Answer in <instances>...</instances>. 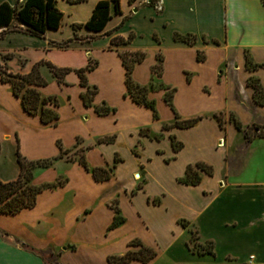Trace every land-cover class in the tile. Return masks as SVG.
<instances>
[{"label": "crops", "instance_id": "obj_1", "mask_svg": "<svg viewBox=\"0 0 264 264\" xmlns=\"http://www.w3.org/2000/svg\"><path fill=\"white\" fill-rule=\"evenodd\" d=\"M97 1L55 0L59 26L41 35L17 30L24 25L16 18L0 26V62L9 71L27 73L40 60L71 68L59 82L39 66L46 83L37 89L58 99L47 103L58 114L47 123L0 77V179L17 177L18 148L27 159L53 158L33 168V184L61 180L40 190L32 206L0 211V264H48L41 251L57 264H110L108 255L138 248L129 245L135 238L156 254L129 264H264V137L247 141L229 119L264 124V104L247 82L258 78L264 92V0H119L121 12L101 30L75 29ZM75 36L66 47L56 44ZM124 50L145 51L131 77L147 87L156 116L127 93ZM157 52L159 75L152 70ZM245 52L258 65L247 68ZM89 60L96 64L83 85L76 69ZM87 85L95 87L89 105L81 96ZM101 104L114 109L99 113ZM214 112H222L223 127ZM176 114L201 118L183 127L174 124ZM172 137L182 143L177 150ZM59 144L68 149L63 156ZM81 155L89 167L112 166L111 176L96 179ZM198 161L212 173L198 169V183L181 181ZM115 208L123 221L109 227ZM192 233L213 252L193 250Z\"/></svg>", "mask_w": 264, "mask_h": 264}, {"label": "trees", "instance_id": "obj_2", "mask_svg": "<svg viewBox=\"0 0 264 264\" xmlns=\"http://www.w3.org/2000/svg\"><path fill=\"white\" fill-rule=\"evenodd\" d=\"M133 2L134 0H128ZM111 5L113 6V11H111ZM121 12L119 6V0H98L92 10L90 17L81 23H75L73 26L75 29L79 27H84L91 31L101 30L112 13ZM62 17V12L58 9L55 4V0H18L14 4H10L8 1H0V26L9 24L14 18H16L19 23L23 26H15L17 30H21L34 35H41L45 32L47 28H57ZM182 38L192 43L194 40L193 35L185 34ZM78 39L77 36L70 37L62 42H56L58 46L66 47L71 41ZM129 38L124 39L123 37H113L111 43H127ZM122 58V63L125 66V83L127 87V93L138 103L145 104L146 106L153 109L154 116L157 115L155 109V102L153 99H149L146 95L147 87L145 85H140L133 81L131 77V71L135 63L141 61L145 56V51L143 50H124L120 52ZM5 62L7 55L1 56ZM204 58V54L201 51L197 52V59L201 60ZM156 63L153 64L152 70L158 75L161 73L162 68V54L157 52ZM45 64L51 73L56 77L59 82H63V77L66 72L71 70L70 67H59L52 64L49 61L40 60L35 62L30 71L27 73L12 72L7 69L5 63L1 64L0 77L3 81H8L11 83L13 93L20 97L23 108L31 113L38 114L42 122L47 123L58 117L55 109L48 107L47 103L52 102L54 105L58 104V99L55 95L42 96L37 89V86L46 83V80L41 76L39 71V66ZM96 64V61L89 60V62L76 71L80 76V83L86 85L85 71L92 69ZM245 64L247 68H253L257 63H254L248 52H245ZM248 84L253 87V99L259 103L264 104V92L256 77H249L247 79ZM173 89L167 91L164 95V99L169 102L172 95ZM95 94V87H90L87 85L85 91L81 93L83 101L86 105L91 104V99ZM95 109L99 113H107L114 109L108 105L101 104L96 105ZM176 120L175 125L178 126H191L193 125L201 116H195L186 119H179L178 114L175 115ZM213 116H216L221 127H223L222 112H214ZM229 119L234 123L235 127L240 130L243 137L249 141L254 136L264 137V124L253 122L250 126L244 127L241 121L235 117L232 113L229 115ZM173 147L177 150L181 147L182 143L178 142L172 137ZM60 146L59 156H63L67 153L68 149H63ZM17 161L19 164V173L16 178L3 181L0 179V211L7 213H14L23 207H30L35 203L37 193L46 186H55L61 183V180L44 183L40 185H35L31 182L32 170L36 166H48L52 163L53 158H42L31 160L22 156L18 148L16 150ZM117 159H115L116 161ZM79 161L89 169L96 179H106L111 176L112 166H94L89 167L82 157H79ZM198 169L211 174L212 166L202 161H198L195 164H188L185 169V174L181 177V181L186 183H198L201 176ZM116 214L110 223L109 227H113L123 221V217L118 214V208H115ZM185 225L186 223L183 222ZM192 245L191 248L199 253H212V247L208 244H199L196 241L194 233L191 235ZM129 245H137L138 248H129L123 254H112L108 255L107 259L110 264H129L132 259H139L143 262H148L156 254V251L141 243L137 238L132 239ZM43 257L48 264H57V258L52 252L45 254V251H41Z\"/></svg>", "mask_w": 264, "mask_h": 264}, {"label": "rangeland", "instance_id": "obj_3", "mask_svg": "<svg viewBox=\"0 0 264 264\" xmlns=\"http://www.w3.org/2000/svg\"><path fill=\"white\" fill-rule=\"evenodd\" d=\"M1 64H3V63L0 62V65H1ZM0 68H1V66H0Z\"/></svg>", "mask_w": 264, "mask_h": 264}, {"label": "built area", "instance_id": "obj_4", "mask_svg": "<svg viewBox=\"0 0 264 264\" xmlns=\"http://www.w3.org/2000/svg\"><path fill=\"white\" fill-rule=\"evenodd\" d=\"M222 143V141L220 140V144Z\"/></svg>", "mask_w": 264, "mask_h": 264}]
</instances>
